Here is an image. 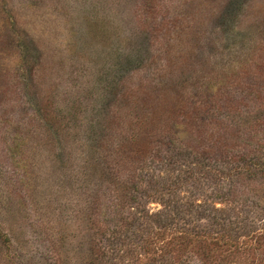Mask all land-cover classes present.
<instances>
[{"label":"rangeland","instance_id":"1","mask_svg":"<svg viewBox=\"0 0 264 264\" xmlns=\"http://www.w3.org/2000/svg\"><path fill=\"white\" fill-rule=\"evenodd\" d=\"M187 101L204 103L196 119L179 116ZM147 144L178 160L238 145L264 170V0H0V264H89L87 181L103 156L111 167ZM218 185L209 207L222 211L203 210L198 224L240 216L247 244L170 241L148 258L264 264V238L244 236L264 224V177L249 184L252 212ZM151 199L133 205L161 212Z\"/></svg>","mask_w":264,"mask_h":264},{"label":"trees","instance_id":"2","mask_svg":"<svg viewBox=\"0 0 264 264\" xmlns=\"http://www.w3.org/2000/svg\"><path fill=\"white\" fill-rule=\"evenodd\" d=\"M204 108V103L199 102L195 107L188 101L181 102L179 116L193 120L195 115L192 113L201 114ZM244 118L237 120L244 121ZM246 118L254 120L253 117ZM169 121L166 123L170 126ZM256 122L253 121V124L256 125ZM210 125L217 127L214 126L215 122ZM221 133L224 134L219 132V135ZM159 134L161 132L156 135L161 136ZM216 138L210 143L219 146ZM239 147L242 148L237 145L232 150L208 149L205 155L194 151L184 156L185 160L179 155L178 160L168 147L163 148L162 153L156 150L161 148L147 144L143 150L140 147L131 149L126 161H122L120 154L117 155V162L111 167L107 164L109 158L103 156L102 168L96 172L97 181L93 187L87 181L84 194L83 213L91 234L89 264H139L143 257L147 260L146 264H155L156 260L148 257L159 249L158 243L164 245L165 242L179 243L181 240L185 244H202L205 249L229 247L239 251L243 244H247V240H239L240 235L237 234L246 225H241L244 220L240 216L236 220L224 219L213 212L215 215L208 214L205 218L208 221L206 226L198 224L199 219L204 217L203 210L222 211L209 207L211 202L218 199L213 197L221 191L218 182L228 185L230 194H224L221 198L230 201V205L242 204L251 212V201L253 205H258V202L247 198L259 197L255 194L256 188H251L249 184L264 177L260 157L255 149H245L244 152ZM181 149L178 150L179 154L182 153ZM126 162L128 170L126 177H123L120 172ZM240 186L248 191L241 192ZM210 189L215 191L211 198L207 195ZM183 193L188 194L187 197ZM140 194L161 203L163 210L151 215L141 210L140 204L133 205ZM140 220L143 226L139 224ZM244 236L257 242L263 239L264 224ZM181 264L192 263L184 261Z\"/></svg>","mask_w":264,"mask_h":264}]
</instances>
